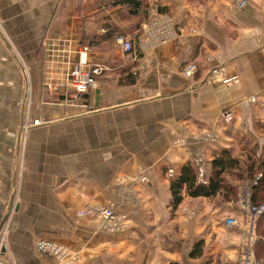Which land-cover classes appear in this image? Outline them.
I'll use <instances>...</instances> for the list:
<instances>
[{"label": "crops", "instance_id": "1", "mask_svg": "<svg viewBox=\"0 0 264 264\" xmlns=\"http://www.w3.org/2000/svg\"><path fill=\"white\" fill-rule=\"evenodd\" d=\"M238 1L144 0L131 15L121 0H0V264H70L35 237L79 253L78 264H238L243 233L223 219H244L243 198L170 204L196 152L264 146V0ZM80 63L100 71L76 92L68 78ZM24 108L40 123L24 136L18 184ZM93 201L125 214L127 230L109 235L75 214Z\"/></svg>", "mask_w": 264, "mask_h": 264}, {"label": "trees", "instance_id": "2", "mask_svg": "<svg viewBox=\"0 0 264 264\" xmlns=\"http://www.w3.org/2000/svg\"><path fill=\"white\" fill-rule=\"evenodd\" d=\"M123 4H126L131 15L144 12L143 2L144 0H121ZM213 159L210 162L209 175L207 176V182H198V173L196 167L191 163L183 164L179 176L172 180L170 183V189L172 192V199L170 204L173 208H176L183 200L184 196L193 198L206 197L214 199L220 197L224 201L237 200L239 193L235 189V186L226 182L227 177H232L242 180L244 175L247 174L251 179L249 185V202L258 206L264 199V160L255 161L249 154L244 153L243 158L237 154L232 153V149H220L214 151ZM259 176L258 179H256ZM260 222L258 225V250H256V257H264V213L260 215ZM201 243L194 246L193 255L201 254Z\"/></svg>", "mask_w": 264, "mask_h": 264}, {"label": "rangeland", "instance_id": "3", "mask_svg": "<svg viewBox=\"0 0 264 264\" xmlns=\"http://www.w3.org/2000/svg\"><path fill=\"white\" fill-rule=\"evenodd\" d=\"M145 4L147 6V3H145ZM152 8H154V7H152ZM193 64H195V63H193ZM196 68H197V65H196ZM197 70H198V68H197ZM218 73L219 74H217V73L216 74L214 73V74L219 75L220 77L223 76V72H221V69H219ZM193 76H189V77H193ZM68 83H69V85H70V83H72L70 77L68 78ZM71 93L73 94L72 91H71ZM31 101L32 100H31V95H30V102H29L30 106L32 104ZM248 101L255 102L256 97L251 96L250 98H248ZM22 113H23V117H22ZM27 113H28L27 110L25 112V108H24V111L20 112L21 116L19 117V118L22 117L23 123L21 125V128L19 129V131L21 133V140L19 143L20 150H19V154L17 156L18 157V159H17V163H18V166H17L18 167V169H17L18 184L22 179L20 177L22 174V169H23L24 161H25L24 152L26 150V148H25L26 139L24 140V136H25V134H27V131H29L31 128L35 127L37 124L40 123V119H38V118L34 119L31 115H30V121H28ZM30 113H31V111H30ZM233 120L231 121V123L233 122ZM222 122L225 123V121L223 119H222ZM198 135L199 134H197L196 136H198ZM182 139L178 140V141L179 142L181 141V143H182V141H183ZM252 152L253 153H251V152L248 153V152L243 151V153H241V152L237 151L236 149L232 150V153L234 155L237 154L241 158H243L244 153H247L251 157H253L255 159V161H257V163H259V161H261V160H264V158H262V156H261V153L264 156V146L262 147L259 144L258 151L252 150ZM204 153L205 152H199L198 151V153L196 152L191 157V158H193L192 164L196 167L197 170L199 168V165H197L196 163L199 162L201 165L200 161H201V158H203V157L206 158V161H205L206 164L205 165H206V167L208 165L209 170H210V162L213 159V157H212L213 155L207 154L208 157H206V154H204ZM259 153H260V155H258ZM209 174H210L209 172H207V173L204 172V174L202 176L203 182L204 181L207 182V176ZM116 176H117L116 183L121 182L123 180L120 178L121 176H118V175H116ZM198 176H199V174H198ZM138 178H140V180H143L144 182L148 181L147 177L144 175H139ZM250 180L251 179L248 177L247 174L244 175V178L242 180H238L237 178H234V177H232V175H230L229 177H227L226 182L228 184H232L233 186H235V189L237 190V192L239 193L238 195L240 196V197H238V199L239 198L242 199L244 196L249 197V191H250L249 185L251 183ZM214 199H220V197H215ZM214 199H212V200H214ZM245 200H247V199H245ZM109 209H110V211H107ZM118 211L119 210L116 209L114 206H111V205L108 206V205H104L100 202L93 201V202H87V203L83 204L82 206H80V208L76 211L75 214L78 217L79 216L85 217L86 219H94L95 218V219H97L95 221H98V226L100 227V229L102 231H104L105 233H107L109 235L110 234L117 235L119 233L125 232V230H127V227H128V221H126L125 214L118 212ZM227 217H230V216H227ZM225 219H226V217L223 219V223H224ZM244 220H245V217L241 221V223L243 222V224H240V226H245ZM258 222H260V220H258ZM258 222H257V224H259ZM3 225L5 226V223H3ZM225 227H227V226L225 225ZM257 227H258V225H256V227H255V232H256V239L254 242L255 251L258 250V248H259L257 243L259 241L258 239L260 238V236L257 232L258 231ZM7 230H8V227L6 224V226L3 227V229H1L2 232L0 233V251H1V245L3 244V240H4L3 238H4L5 232ZM35 239H36L35 245H36V248L39 250V252L49 254V255L51 254L52 256H54L55 259H57L58 262H61V261L63 262L66 260L70 264H78L79 263V261H80L79 253L73 252L72 250L70 251V249L66 245L59 244L58 242L54 241V239L46 238V237H37V238L35 237ZM242 239H243V237H242ZM39 248L47 249V251L46 250H45L46 252L42 251V250L40 251ZM255 259L257 260L256 253H255ZM63 263H65V262H63Z\"/></svg>", "mask_w": 264, "mask_h": 264}, {"label": "built area", "instance_id": "4", "mask_svg": "<svg viewBox=\"0 0 264 264\" xmlns=\"http://www.w3.org/2000/svg\"><path fill=\"white\" fill-rule=\"evenodd\" d=\"M245 3V0H239L236 5L243 6ZM115 42L117 43L118 46L121 47L124 53L130 54L132 52V42L130 39L124 37L123 35L116 36L114 38ZM80 64H75L74 67L70 70L69 77L71 78L70 85L74 87V90L76 92H81L84 91L87 87L90 85H93L95 83V78L94 74L98 73L100 70L98 67H94L90 69V71H85L82 69ZM183 74L185 76H193L196 73V64L189 63L185 67H183ZM218 72V70H217ZM222 119L225 121L224 124H229L231 121L234 119V113L231 112L230 109H227V111H224L222 114ZM202 158H201V164H202ZM199 165V168L197 170V173L199 174L198 176V182L205 183L202 180V176L204 174V170L200 163H196ZM261 174L258 175L256 179L259 178ZM247 199V200H245ZM243 201L247 203L246 207V212H245V226H240V224H243V222H239V219L235 218L234 216L226 217L224 221V225L227 227L230 226H236L238 228H241L242 233H243V239L241 242V252L238 257V264H264V262H259L255 259V253H254V242L256 239V232H255V227L257 225L258 220L260 219V215L264 213V199L261 201L260 205L255 206L249 202V197L244 196ZM107 209V208H106ZM107 211H110L107 210ZM48 243V242H47ZM40 251H47V249H41L39 248ZM45 251V252H46Z\"/></svg>", "mask_w": 264, "mask_h": 264}, {"label": "water", "instance_id": "5", "mask_svg": "<svg viewBox=\"0 0 264 264\" xmlns=\"http://www.w3.org/2000/svg\"><path fill=\"white\" fill-rule=\"evenodd\" d=\"M2 227H3V224L1 223L0 230H1ZM1 251H4V247H1Z\"/></svg>", "mask_w": 264, "mask_h": 264}]
</instances>
